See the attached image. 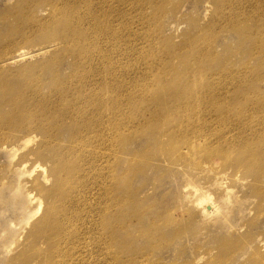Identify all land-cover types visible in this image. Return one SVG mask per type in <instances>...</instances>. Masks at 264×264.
Here are the masks:
<instances>
[{
    "label": "rangeland",
    "instance_id": "1",
    "mask_svg": "<svg viewBox=\"0 0 264 264\" xmlns=\"http://www.w3.org/2000/svg\"><path fill=\"white\" fill-rule=\"evenodd\" d=\"M19 2L0 0V120L18 111L12 87L30 89L40 80L39 98L47 94L56 102L49 85L57 78L71 91L72 110L91 99L98 117L94 126L77 128L85 156L67 133L44 138L36 130L19 131L27 117L11 118L21 123L14 131L0 128V264H38L39 253L67 256L64 264H264V6L69 0L76 35L53 45L46 34L57 26V12L44 3L19 18ZM217 15L219 25L209 32ZM199 48H211L214 59L187 73L184 66ZM172 88L208 91L207 100L212 92L218 96L198 111L204 114L197 123L198 112L187 114L176 102L178 117L150 132L151 101L167 100ZM184 116L196 131L189 137L192 152L171 142L170 131ZM41 144L46 158L35 153ZM57 148L71 153L60 155ZM74 152L84 157L78 180L71 181L76 228L64 229L61 216L62 228L43 225L51 246L43 236L33 243L35 223L54 202L39 189L53 187L51 170L64 169ZM146 162L145 170H135ZM39 198L43 209L32 216Z\"/></svg>",
    "mask_w": 264,
    "mask_h": 264
},
{
    "label": "bare ground",
    "instance_id": "2",
    "mask_svg": "<svg viewBox=\"0 0 264 264\" xmlns=\"http://www.w3.org/2000/svg\"><path fill=\"white\" fill-rule=\"evenodd\" d=\"M39 1L41 0H20V2L18 3V8L21 9V12L18 13V17L20 18L24 16L26 13L32 14V12L35 10L37 5L45 3V5L51 6L52 10H54L53 13L57 12V16L60 17L59 19H57V26L54 28V30L51 33L46 34V36L47 37L50 36V40L53 41L50 43L53 45H58L57 42L68 43L69 41L73 40L76 33L71 31V3L69 2V0H44L43 3ZM249 1H253V7L258 6L259 8L262 9L264 6V0H249ZM73 21L75 22V24L77 23L76 20ZM27 22H30L28 28L32 27L33 21L31 19H27ZM219 22H220L219 17L217 15L215 20L212 21L206 27V29L209 32H211L212 29L214 28L216 29L218 27ZM26 24L27 23H23L24 26H26ZM20 26L23 27L22 25ZM47 28L51 30L53 29L51 27H47ZM197 28L201 30L199 27ZM247 30L248 29H246L245 31ZM77 32L79 33V36H82L81 30ZM20 56L24 58L26 57V54L22 53ZM193 56H194L193 61L189 60V63L186 66H184L185 71H187V73L190 70L189 68H191L192 66L194 67L198 63H202L203 60L214 59L213 51L211 48H199L197 49L196 54H194L193 52ZM65 83H66L65 81L60 82L59 78H57L54 79L52 84L49 85V87H51L50 90L51 93H53L54 96L56 97V102H53V99L50 97V95L47 94L45 97L39 98L42 88V86H40L41 84L40 80L38 86L27 85V87H29L30 89H24L16 86L12 87L11 84L7 85L8 87L9 86L12 87L10 90V94L11 95L13 94L15 98L10 101L15 103V106H18V111H14L12 115H8L7 119L0 120V128L3 127L10 130L12 129L11 131H14L15 129H17V127H19L21 123L12 122L11 118L16 117L18 118L17 121H23V119L27 117L29 118L28 120H30V122L24 123L20 127L19 131L36 130L40 132L41 136L44 138H50L55 136V130L60 133L61 132L67 133V135L69 136V143L70 144L72 143L73 146L74 145L78 146V150L80 154L85 156L83 154V149L85 147L86 142L82 141L81 137H75V136H76L77 128L80 125H82L83 127H91L95 125V119L98 117V114L96 112L97 103L89 99L86 101L85 107L72 110L71 109L72 101L68 99V97L71 96V91L64 87ZM168 91L170 94L168 95L167 100H161L159 99L158 96H155L154 98L153 97L149 98V100L153 98L151 103L152 106L155 105L154 113L151 115V121L146 127L150 132L155 130L157 124L161 123L162 121L169 122L172 117L174 118L177 115V113L181 111L180 109L177 111L176 108H173L176 105V102L180 103L181 109H183L187 114L193 115L198 111H200L201 109L205 110L211 108L213 104L212 101L213 98L218 96L217 93L212 92L210 97L211 99L207 100L206 93L208 91L197 92L191 90L190 92H185V91H180V88H176V89L172 88ZM32 106L34 107L35 112L29 111V107ZM150 108L151 107H149V109ZM200 113L201 112H198L196 114V116L198 117L193 118V120L196 123L199 121V117L203 118L204 112L201 115ZM177 117L178 116H176V118ZM185 121H186V116L183 117V120L178 129L173 128L170 131V134L172 136L171 142L172 144H176V145H181V144L186 145V147L188 146L192 152V150L194 151V149L191 148L190 146L191 138L189 137L191 134L196 133V131L195 129L189 130L190 126H192L193 124L184 123ZM174 124L176 123H173L172 126ZM47 126H49V129L47 128ZM28 135H32V133H28L25 136ZM9 139L13 141L14 139H16V137L13 136V134H11L9 135V138L7 140ZM152 139L154 140V136H152L151 138L148 137L149 141H151ZM35 140H36V136H33V137H29L26 141H23V143L33 142ZM18 141L20 140H17V142ZM44 150L45 148L42 147L41 144L35 153L39 158H46V154ZM57 153L60 155H67L71 153V149L60 151L57 148ZM80 154L74 152L73 153L74 158L70 157L65 162L64 169H60L59 167H53L50 173L54 177L55 183L53 184V187L51 189H49L48 191L45 190L43 191L41 188L39 189L41 193H45V192L50 193L54 199V202H52V204L50 203L48 208H45V215L43 219L35 223L33 243L34 240L36 242L37 237L43 236L45 238L44 244L48 246L50 243L49 242L50 238L49 236L48 237L46 236V230L45 227H43V225L45 224L49 225V223L52 222V226L62 228V225L58 220V218L61 216L64 217V229L71 228L72 231L76 228L77 224L74 217L77 214L75 208L78 206V200L71 194L72 186H73V185L71 186V181L73 180L74 182L78 180L79 169L77 167L84 159V157L80 156ZM179 156H182V154L179 153ZM182 157H184V155ZM250 157L254 158V155H251ZM261 157L264 158L263 155H259V158ZM148 164L149 163L147 162L141 164L140 167H137L135 170L137 169L145 170ZM36 169L34 171H36ZM42 170H44L45 173V176H43V180L45 182H49L51 178L46 175L47 170L45 168L44 169L42 168ZM47 197L50 196L47 195ZM28 198L30 203H33L35 201V198H32L29 194H28ZM42 201L43 200L39 198V205L35 210H33L32 216L39 214L40 210L43 209L44 202ZM121 219L122 216L117 215L114 221H116L117 223ZM113 231L116 233H123V232H119V230L118 231L113 230ZM74 239L75 236H71V241H73ZM49 246H51V244ZM30 251H38V249L37 247H32ZM41 251H46V250L42 249ZM38 256H39L37 257L38 264H64L68 258L67 256H64L60 253H58L57 255H52L51 257H49L47 253H39Z\"/></svg>",
    "mask_w": 264,
    "mask_h": 264
}]
</instances>
